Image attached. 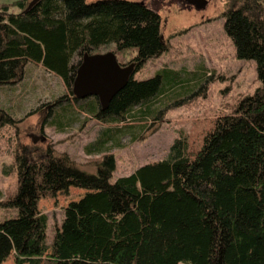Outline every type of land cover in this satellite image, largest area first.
<instances>
[{
  "label": "trees",
  "instance_id": "obj_1",
  "mask_svg": "<svg viewBox=\"0 0 264 264\" xmlns=\"http://www.w3.org/2000/svg\"><path fill=\"white\" fill-rule=\"evenodd\" d=\"M59 1L0 5V86L19 81L28 61L70 85L76 52L109 39L136 47L138 63L160 47L156 15L142 2L61 0L72 10L64 13ZM12 6L19 12H9ZM93 7L94 17L81 23ZM222 16L240 54L257 61L260 85L219 120L193 159L147 163L114 181L112 153L88 171L51 147L40 161L23 147L14 158L16 190L0 201L17 210L0 221V264L11 255L15 264H264V0H230ZM161 82L130 77L101 111L96 97L78 99L69 86L70 98L106 120ZM13 123L0 107V130ZM106 131L89 153L102 151L116 129ZM70 187L87 192L64 208L48 243L38 202Z\"/></svg>",
  "mask_w": 264,
  "mask_h": 264
},
{
  "label": "rangeland",
  "instance_id": "obj_2",
  "mask_svg": "<svg viewBox=\"0 0 264 264\" xmlns=\"http://www.w3.org/2000/svg\"><path fill=\"white\" fill-rule=\"evenodd\" d=\"M13 1L0 0V5ZM32 1L28 0V5ZM96 1L100 0H84V5ZM126 1L142 2L156 15L160 44L144 61L141 59L132 78L142 81L159 76L161 86L122 114L103 120L101 107L98 115L89 114L70 98L69 86L77 68L84 53L112 51L117 60L126 62L138 55L136 47L122 39H109L88 47V51L80 49L71 59L74 71L70 85L41 63L28 61L19 81L0 86V107L14 119L0 130V201L16 190L14 158L23 147L36 161L51 147L88 171H94L93 161L112 153L115 170L111 181L147 163L170 157L193 159L219 120L233 113L242 97L260 85L257 61L240 54L222 16L230 0H208L200 9L183 0ZM59 2L64 13H71L70 4ZM98 9H89L92 14L82 17L81 23L94 17ZM9 12L18 13L19 8L12 6ZM61 96L64 100L55 103ZM113 129L116 131L102 151H87L89 144ZM32 135L45 139L33 140ZM85 192L70 187L67 194L38 202L39 210L47 216L48 243L61 224L64 208ZM16 214L15 208L0 207V221ZM3 264H15L13 256Z\"/></svg>",
  "mask_w": 264,
  "mask_h": 264
},
{
  "label": "water",
  "instance_id": "obj_3",
  "mask_svg": "<svg viewBox=\"0 0 264 264\" xmlns=\"http://www.w3.org/2000/svg\"><path fill=\"white\" fill-rule=\"evenodd\" d=\"M36 0H33L30 7ZM196 8H204L208 0H183ZM134 63L121 66L112 51L104 53H84L72 82V93L78 99L94 96L102 109H105L112 97L121 90L133 73ZM33 140L43 135L34 136Z\"/></svg>",
  "mask_w": 264,
  "mask_h": 264
},
{
  "label": "flooded vegetation",
  "instance_id": "obj_4",
  "mask_svg": "<svg viewBox=\"0 0 264 264\" xmlns=\"http://www.w3.org/2000/svg\"><path fill=\"white\" fill-rule=\"evenodd\" d=\"M116 58H117V57H116ZM135 58H136V55H135L133 58H129L126 62H123V61H119V60H117L118 63H119L121 66H126V65H128V64H130V63H134L133 73H132L131 77H133V74L135 73L136 68H137V65H138V62H137V60H135Z\"/></svg>",
  "mask_w": 264,
  "mask_h": 264
}]
</instances>
